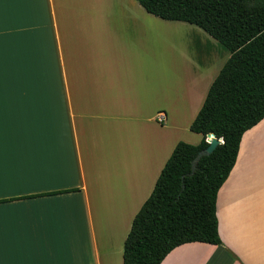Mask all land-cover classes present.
Returning a JSON list of instances; mask_svg holds the SVG:
<instances>
[{
	"label": "crops",
	"instance_id": "0c3cea01",
	"mask_svg": "<svg viewBox=\"0 0 264 264\" xmlns=\"http://www.w3.org/2000/svg\"><path fill=\"white\" fill-rule=\"evenodd\" d=\"M183 23L138 0H0V264H124L179 116L193 122L223 67L167 55ZM217 215L222 243H184L161 264H264V118Z\"/></svg>",
	"mask_w": 264,
	"mask_h": 264
},
{
	"label": "trees",
	"instance_id": "16d2710c",
	"mask_svg": "<svg viewBox=\"0 0 264 264\" xmlns=\"http://www.w3.org/2000/svg\"><path fill=\"white\" fill-rule=\"evenodd\" d=\"M138 1L163 19L203 28L230 51L190 126L200 142L176 144L125 240L124 264H161L184 243H222L218 191L244 132L264 118V0ZM208 133L223 142L196 160Z\"/></svg>",
	"mask_w": 264,
	"mask_h": 264
},
{
	"label": "rangeland",
	"instance_id": "374dc122",
	"mask_svg": "<svg viewBox=\"0 0 264 264\" xmlns=\"http://www.w3.org/2000/svg\"><path fill=\"white\" fill-rule=\"evenodd\" d=\"M166 49L167 55L172 53L175 56L173 59H176L179 66H188L192 72H194V59L203 60L207 55L209 60L211 58L213 61L215 69L218 70L230 56V51L218 40L196 25L188 23H183L182 27L178 29L168 27ZM168 59H170L169 56L167 57ZM177 119L178 117H176ZM190 121V115L179 116L178 123L180 128L178 130V137H180L179 141L182 140L195 144L200 141L201 135L190 130Z\"/></svg>",
	"mask_w": 264,
	"mask_h": 264
},
{
	"label": "water",
	"instance_id": "95a60500",
	"mask_svg": "<svg viewBox=\"0 0 264 264\" xmlns=\"http://www.w3.org/2000/svg\"><path fill=\"white\" fill-rule=\"evenodd\" d=\"M207 137L209 145L199 152L196 160H198L203 155L211 154L215 150V148L223 142V139L216 137L214 133H208Z\"/></svg>",
	"mask_w": 264,
	"mask_h": 264
},
{
	"label": "built area",
	"instance_id": "2783aa9c",
	"mask_svg": "<svg viewBox=\"0 0 264 264\" xmlns=\"http://www.w3.org/2000/svg\"><path fill=\"white\" fill-rule=\"evenodd\" d=\"M158 115L164 117V112H159Z\"/></svg>",
	"mask_w": 264,
	"mask_h": 264
}]
</instances>
